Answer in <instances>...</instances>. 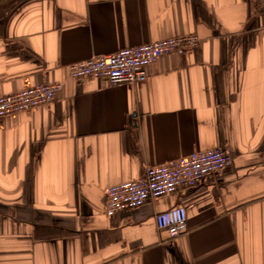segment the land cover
<instances>
[{"label": "crops", "instance_id": "obj_1", "mask_svg": "<svg viewBox=\"0 0 264 264\" xmlns=\"http://www.w3.org/2000/svg\"><path fill=\"white\" fill-rule=\"evenodd\" d=\"M137 84L68 65L171 36ZM61 83L0 118V264H264V0H0V95ZM220 147L232 165L109 217L104 189ZM187 213L170 240L154 216Z\"/></svg>", "mask_w": 264, "mask_h": 264}, {"label": "built area", "instance_id": "obj_2", "mask_svg": "<svg viewBox=\"0 0 264 264\" xmlns=\"http://www.w3.org/2000/svg\"><path fill=\"white\" fill-rule=\"evenodd\" d=\"M195 33L171 36L92 56L68 65V77L79 79L94 76L109 85L137 84L146 77V68L164 55L191 52L199 43ZM61 83H39L0 95V118L18 111L47 107L55 99ZM232 155L220 147L191 151L178 158L147 165L135 179L122 181L104 189V210L109 217L123 210L137 208L150 199L192 189L205 179L232 165ZM187 213L181 204L160 211L154 216L156 228L166 230L175 240L186 226Z\"/></svg>", "mask_w": 264, "mask_h": 264}]
</instances>
